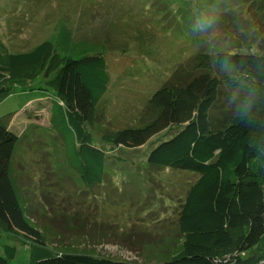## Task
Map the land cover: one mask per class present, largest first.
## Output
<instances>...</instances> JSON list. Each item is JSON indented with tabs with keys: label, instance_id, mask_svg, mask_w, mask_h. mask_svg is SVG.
Listing matches in <instances>:
<instances>
[{
	"label": "rangeland",
	"instance_id": "rangeland-1",
	"mask_svg": "<svg viewBox=\"0 0 264 264\" xmlns=\"http://www.w3.org/2000/svg\"><path fill=\"white\" fill-rule=\"evenodd\" d=\"M0 37L12 54L52 44L43 65L50 76L17 80L0 104V118L13 114L19 136L11 166L15 188L45 246L139 263L182 252L181 206L200 174L148 162L173 136L163 132L141 147L115 148L107 156L106 179L91 187L50 124V104L36 112L35 102L54 94L49 82L65 59L104 56L111 81L89 126L93 140L101 145L106 134L142 128L144 109L170 79L182 84L202 73L197 55L264 54V0H0ZM212 69L220 78L228 70L214 62ZM10 73L0 69V80ZM239 97L221 85L213 110L217 123ZM28 100L33 105L19 112ZM73 145L70 138L69 151ZM33 244L0 226V255L6 246L17 250L11 264H32Z\"/></svg>",
	"mask_w": 264,
	"mask_h": 264
},
{
	"label": "trees",
	"instance_id": "trees-1",
	"mask_svg": "<svg viewBox=\"0 0 264 264\" xmlns=\"http://www.w3.org/2000/svg\"><path fill=\"white\" fill-rule=\"evenodd\" d=\"M51 48V42H44L32 52L12 54L0 37V69L11 72L0 80V104L13 94L17 80L50 76L43 65ZM196 59L202 73L182 84L170 79L157 91L144 109V127L106 134L101 145L93 140L89 126L97 119V107L111 81L104 56L65 59L49 82L54 94L35 102L36 112L50 104V124L91 187L106 179L107 156L115 148H138L163 132L164 137L173 136L151 152L148 162L196 172L200 177L181 206L177 228L183 250L162 262L58 253L45 246L39 230L27 221L11 175L19 141L13 131L14 115L0 118V226L36 243L31 245L32 264H264V54L218 53L211 57L201 53ZM213 62L228 69L221 78L213 73ZM56 67L54 64L50 72ZM22 69L31 70V75L14 72ZM175 74L180 78L181 71ZM223 83L240 97L234 111L217 123L213 110ZM33 102H25L19 112H27ZM16 254L15 247L6 246L0 264H11Z\"/></svg>",
	"mask_w": 264,
	"mask_h": 264
},
{
	"label": "crops",
	"instance_id": "crops-1",
	"mask_svg": "<svg viewBox=\"0 0 264 264\" xmlns=\"http://www.w3.org/2000/svg\"><path fill=\"white\" fill-rule=\"evenodd\" d=\"M15 120V119H14ZM14 120H13V124H14Z\"/></svg>",
	"mask_w": 264,
	"mask_h": 264
}]
</instances>
